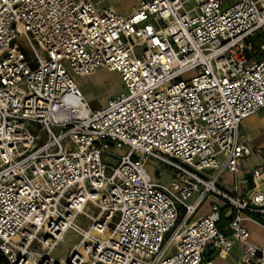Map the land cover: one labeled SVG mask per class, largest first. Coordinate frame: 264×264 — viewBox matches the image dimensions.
Wrapping results in <instances>:
<instances>
[{
  "label": "built area",
  "instance_id": "obj_1",
  "mask_svg": "<svg viewBox=\"0 0 264 264\" xmlns=\"http://www.w3.org/2000/svg\"><path fill=\"white\" fill-rule=\"evenodd\" d=\"M136 2L123 16L101 1L0 0L6 264H211L234 247V264H264L245 226L264 230V166L238 179L245 157L264 160L239 132L264 111V0ZM99 70L124 92L92 109L75 78ZM69 233L79 241L54 259Z\"/></svg>",
  "mask_w": 264,
  "mask_h": 264
},
{
  "label": "rangeland",
  "instance_id": "obj_2",
  "mask_svg": "<svg viewBox=\"0 0 264 264\" xmlns=\"http://www.w3.org/2000/svg\"><path fill=\"white\" fill-rule=\"evenodd\" d=\"M93 2L101 1L99 8L110 6L115 9L117 13L123 16L129 15L132 6L136 5V0H91ZM227 1V0H225ZM192 3L188 4V7H192ZM23 46L22 42H19ZM77 86L82 90L83 94L88 97L89 106L92 109H98L106 105V102L118 94L124 92V86L120 82V79L116 73H109L105 70H99L97 73L92 74V77L75 78ZM249 140V145L253 147H260L264 151V116H259L256 119L250 120L248 123L243 124ZM244 132V129L241 131ZM119 153H123L119 151ZM257 156L253 155L246 160V168H251L255 165ZM148 171L153 174V167L149 166ZM171 180V175L166 170L163 172L162 177L158 179L160 183L167 184ZM229 180V181H228ZM224 184L231 182V177L223 179ZM230 185V183H229ZM231 186V185H230ZM208 207L206 204L204 208ZM207 212L206 209H202L201 213ZM88 224L84 227L87 228ZM252 239L260 243L262 238V231L251 229ZM79 241V238L69 233L58 244V246L52 252L54 259H64L67 256L69 249ZM236 251V247L234 248ZM212 260L215 264H231V260L228 258L226 261L218 260L213 254L212 258L206 257L205 262ZM0 264H2L0 262ZM233 264V263H232Z\"/></svg>",
  "mask_w": 264,
  "mask_h": 264
},
{
  "label": "crops",
  "instance_id": "obj_3",
  "mask_svg": "<svg viewBox=\"0 0 264 264\" xmlns=\"http://www.w3.org/2000/svg\"><path fill=\"white\" fill-rule=\"evenodd\" d=\"M97 72V71H96ZM90 77H92V76H90ZM89 78V77H88ZM79 88V87H78ZM80 89V88H79ZM80 91H81V93H82V95H84V98H85V100L88 102L89 100H88V97L87 96H85V94H83V92H82V90L80 89ZM259 116H264V111H261V112H258L257 114H255V115H253V116H251V117H249V118H247V119H245L243 122H242V124H241V126H240V130H239V132H240V136H241V139H242V141L243 142H245L246 143V145L250 148V149H253V148H260V147H253V146H250L249 145V140H248V137H247V134H246V131H245V129H247V128H245L244 127V125L243 124H245V123H248L250 120H253V119H256L257 117H259ZM242 129H244V132L242 133L241 131H242ZM263 135H264V130H263ZM264 147V146H263ZM254 154H250L249 156H247V157H245L242 161H241V163H240V172H239V174H238V179L240 180V179H250L251 178V173H252V171L253 170H255L256 168H258V167H260V166H264V160L261 158V157H258L257 155H255V156H257V161L255 162V165L253 166V167H251V168H246V160H247V158L248 157H251V156H253ZM224 178H230V175L228 174V173H226L225 175H223L222 176V178H221V181H220V184L224 187V188H226V189H231V186L229 185V183H228V185L227 184H224V182H223V179ZM263 179H264V176L262 177ZM229 181V180H228ZM249 187L251 188L252 187V184H250L249 185ZM207 209V208H206ZM208 211V210H207ZM207 212H205V213H201V214H206ZM200 214V213H199ZM200 214V215H201ZM245 226H246V228L249 230V232H250V241L251 242H253V243H255V244H257V245H263V243H264V230H263V228L262 227H259V226H257V225H255V224H253V223H250V222H246L245 223ZM251 229H255V230H261L262 231V238H261V241H260V243H258L257 241H255V240H253L252 239V233H251ZM235 248V247H234ZM234 248H233V250L231 251V253H230V255H229V259L231 260V262L234 264V262L237 260V252H238V249H237V247H236V251L234 250ZM208 255H210V257L212 258V254H210V253H208ZM228 258H226V259H221V258H218V260H221V261H226ZM211 261V264H215L212 260H210ZM231 263V264H232Z\"/></svg>",
  "mask_w": 264,
  "mask_h": 264
},
{
  "label": "clouds",
  "instance_id": "obj_4",
  "mask_svg": "<svg viewBox=\"0 0 264 264\" xmlns=\"http://www.w3.org/2000/svg\"><path fill=\"white\" fill-rule=\"evenodd\" d=\"M73 99H75V98H70V97H66L65 98V101H64V103H65V106L67 107V108H71L73 111H80L81 110V105H80V103H79V101L77 100L75 103H73L72 101H73ZM64 119H67V117H63ZM57 119H60V117H57Z\"/></svg>",
  "mask_w": 264,
  "mask_h": 264
},
{
  "label": "trees",
  "instance_id": "obj_5",
  "mask_svg": "<svg viewBox=\"0 0 264 264\" xmlns=\"http://www.w3.org/2000/svg\"><path fill=\"white\" fill-rule=\"evenodd\" d=\"M224 224H225V219H224V217L221 215V219H220V222L218 223V227H219V228H222V227L224 226ZM0 262H1L2 264H6V262H5V260H4V258H3L2 256H0Z\"/></svg>",
  "mask_w": 264,
  "mask_h": 264
},
{
  "label": "bare ground",
  "instance_id": "obj_6",
  "mask_svg": "<svg viewBox=\"0 0 264 264\" xmlns=\"http://www.w3.org/2000/svg\"><path fill=\"white\" fill-rule=\"evenodd\" d=\"M98 72V71H97ZM97 72H95V73H97ZM90 76H92V75H90ZM90 76H88V77H90ZM82 94V93H81ZM83 96V98H84V95H82ZM85 99V98H84Z\"/></svg>",
  "mask_w": 264,
  "mask_h": 264
}]
</instances>
